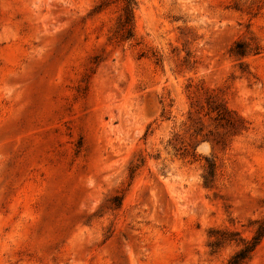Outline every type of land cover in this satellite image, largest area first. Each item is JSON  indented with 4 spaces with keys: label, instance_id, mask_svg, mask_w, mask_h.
Returning <instances> with one entry per match:
<instances>
[{
    "label": "rangeland",
    "instance_id": "1",
    "mask_svg": "<svg viewBox=\"0 0 264 264\" xmlns=\"http://www.w3.org/2000/svg\"><path fill=\"white\" fill-rule=\"evenodd\" d=\"M122 7L0 0V264H226L264 216V0Z\"/></svg>",
    "mask_w": 264,
    "mask_h": 264
},
{
    "label": "trees",
    "instance_id": "2",
    "mask_svg": "<svg viewBox=\"0 0 264 264\" xmlns=\"http://www.w3.org/2000/svg\"><path fill=\"white\" fill-rule=\"evenodd\" d=\"M123 3L122 13L118 19V36L117 40L125 41L134 37V19H135V4L136 0H121ZM260 52V46L251 44L246 40H239L231 49L232 55L236 57H244L250 53L257 54ZM222 118L224 116L222 115ZM215 167L210 166L206 178V185L214 179ZM256 228L251 237H244L240 232H229L227 230H214L215 240L214 247H221L226 244L235 243L236 251L230 257L226 264H246L253 256L257 248L264 239V216L253 221Z\"/></svg>",
    "mask_w": 264,
    "mask_h": 264
}]
</instances>
